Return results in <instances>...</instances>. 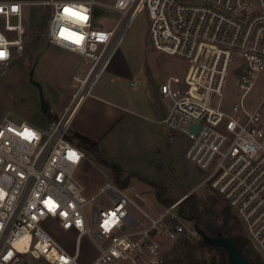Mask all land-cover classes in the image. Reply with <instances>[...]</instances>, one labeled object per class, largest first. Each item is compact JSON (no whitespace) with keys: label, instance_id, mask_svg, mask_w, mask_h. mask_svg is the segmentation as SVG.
Instances as JSON below:
<instances>
[{"label":"built area","instance_id":"built-area-1","mask_svg":"<svg viewBox=\"0 0 264 264\" xmlns=\"http://www.w3.org/2000/svg\"><path fill=\"white\" fill-rule=\"evenodd\" d=\"M52 6L48 42L80 56L73 92L63 111L39 126L12 111L0 122V264H79L41 226L46 218L62 229L88 234L100 253L92 264H160L165 249L199 234L181 208L202 187L215 191L243 228L248 245L264 257V94L248 100L264 71V0H44ZM26 0H0V71L25 44ZM87 17L65 14V8ZM149 14L156 49L187 61L183 76L160 85L172 100L160 120L187 137L186 157L203 172L188 193L162 209L146 210L147 197L113 181L93 193L77 178L86 156L71 133L81 102L92 93L137 13ZM99 12L117 14L98 27ZM16 22H11L12 18ZM5 32H14L9 38ZM69 32L70 34L68 35ZM68 35V36H67ZM71 36V37H69ZM77 40L79 42H77ZM243 62L236 84L240 99L225 107L221 97L231 66ZM53 111V110H52ZM199 124L197 131L192 125ZM90 206V212L87 207ZM21 240V244L17 242Z\"/></svg>","mask_w":264,"mask_h":264},{"label":"rangeland","instance_id":"rangeland-1","mask_svg":"<svg viewBox=\"0 0 264 264\" xmlns=\"http://www.w3.org/2000/svg\"><path fill=\"white\" fill-rule=\"evenodd\" d=\"M26 1L28 4L24 7V50L21 55L15 56L5 70L0 71V122L6 112L12 111L39 126H46L58 115L52 112V108H57L65 100V96L73 92L72 73L80 57L48 42L46 28L52 6L44 3V0ZM116 18L117 14L113 12H99L95 18L96 25L109 28L115 23ZM11 22H16V19L13 17ZM35 24L41 28L36 29ZM0 29L3 30L1 18ZM5 34L9 38L15 35L14 32ZM36 41H39V46L33 51L34 60L31 63L28 53L34 48ZM116 55L127 58L133 66L141 68L143 76L136 84L147 89L149 95L145 100L150 110L155 104L154 97L157 99V107L164 110L171 107L172 100L160 93L157 94L156 89L170 76H183L188 64L177 55L155 48L149 32V14L145 8L135 16L113 58ZM33 66L34 79L41 82L44 96L50 102L48 111L52 114L51 119L41 110L39 88L29 80V72ZM242 70V61L231 66L221 97L225 107L240 99L243 90L236 81ZM263 94L264 71L258 74L246 98L252 100ZM187 144V137L182 133H175L170 140L168 129L157 122L155 117L144 114L131 116L109 134L103 147L94 152L84 149L86 156L76 175L88 193H93L103 182L107 180L114 182L111 169L102 160H117L125 167L122 178L129 177L128 185L122 188L131 194L143 193L147 197V202L142 204V207L146 210L162 209L167 204L156 196L153 183L162 187L165 196L175 200L190 192L203 178V172L185 155ZM216 199L218 205L215 209L213 201ZM186 202L200 205L201 213L208 220H217L221 223L229 218V224L237 222L236 228L232 231L237 243L243 247L252 264H264L263 255L254 246L248 245L237 218L215 191L202 187L191 193L184 201ZM87 211L90 212V206L87 207ZM41 226L69 255L77 253L79 264H92L100 253L86 233L79 235L76 229H62L51 217L41 221ZM193 238L197 240L199 236ZM172 246L165 249V256L160 264H201L199 263L201 258L209 264L215 255L217 264H227V261L220 260L215 249L183 247L170 251ZM32 264L48 263L41 258L32 259Z\"/></svg>","mask_w":264,"mask_h":264},{"label":"crops","instance_id":"crops-1","mask_svg":"<svg viewBox=\"0 0 264 264\" xmlns=\"http://www.w3.org/2000/svg\"><path fill=\"white\" fill-rule=\"evenodd\" d=\"M80 62L81 59H79L72 75L78 69ZM142 76L141 68L133 66L127 58L120 55L112 58L106 70L98 78L92 93L78 107L72 122L71 133H81L99 140L101 148L106 144L109 134L118 125L126 122L128 117L144 114L153 116L157 122H160L170 108L164 110L157 107L156 97L153 98L155 102L153 108L150 110L147 107V100H145L149 95L147 89L138 87L136 84ZM159 88L160 86L156 89L157 94L160 93ZM70 97L71 93H68L65 100L57 108H52V112L60 114ZM117 162L119 163V161ZM119 164L123 169L125 168L121 163Z\"/></svg>","mask_w":264,"mask_h":264},{"label":"trees","instance_id":"trees-1","mask_svg":"<svg viewBox=\"0 0 264 264\" xmlns=\"http://www.w3.org/2000/svg\"><path fill=\"white\" fill-rule=\"evenodd\" d=\"M36 29H40L41 27L37 26V24H35ZM39 41L34 43V48H32V50L28 53V59H30V62L32 63L34 60V55H33V51L35 50V48H37ZM32 56V58H31ZM47 118L51 119L52 118V114L50 111H48L47 113ZM73 136L77 139L78 144L83 147L84 149L88 150V151H96L100 148V141L99 140H95L92 139L86 135H83L81 133H75L73 134ZM102 162L104 164H106L112 172L113 175V179L114 182L120 186V187H126L128 185V181H129V177L126 176L124 178H122V173L124 171L123 167L116 161L113 159H109V160H102ZM153 183V182H152ZM153 185L156 188V196L163 201L165 204L169 205L172 202H174L175 200L171 197H167L164 195V192L162 190V187H160L159 185H156L153 183ZM215 199V198H214ZM213 208L216 209L217 205H218V200H214L213 201ZM228 209V208H227ZM182 212L184 213V215L188 218H192L194 220H196L199 225L208 233L211 235H215L217 234L219 231L222 232V234L224 236H229L232 238V240L240 247V245L237 243L234 235H232V231L236 228L237 222H233L231 224H229V218L225 219L223 222L219 223L217 220H208L204 217L203 213H201L200 211V205L193 203V202H186L183 203L182 208H181ZM224 210V209H223ZM183 247H189L191 249H204V248H211V249H215L216 252L218 253V255L220 256V260L221 261H227V257L226 254L224 252V250L221 247H215V246H211L209 244L204 243L200 238L199 239H195V238H182L179 241L175 242V244L172 246L170 251H175L179 248H183ZM242 250H244L242 247H240ZM193 255V254H192ZM165 256V255H164ZM201 264H206V260L204 258H201L199 260Z\"/></svg>","mask_w":264,"mask_h":264},{"label":"water","instance_id":"water-1","mask_svg":"<svg viewBox=\"0 0 264 264\" xmlns=\"http://www.w3.org/2000/svg\"><path fill=\"white\" fill-rule=\"evenodd\" d=\"M35 66L29 72V80L35 84L40 91V104L43 113H47L50 107V102L45 98L41 82L34 79ZM199 124L191 126V129L197 131ZM194 227L201 237L202 241L217 247H221L226 252L228 261L227 264H252L250 258L229 236H224L221 231L215 235L208 234L195 220ZM216 256H213L209 264H216Z\"/></svg>","mask_w":264,"mask_h":264},{"label":"snow or ice","instance_id":"snow-or-ice-1","mask_svg":"<svg viewBox=\"0 0 264 264\" xmlns=\"http://www.w3.org/2000/svg\"><path fill=\"white\" fill-rule=\"evenodd\" d=\"M64 12H65V14L72 15V16L80 19V20H86L87 19L86 16H84V15H82V14H80V13H78L72 9H69L67 7L64 9ZM77 42H79V41L77 40ZM4 55L5 54L3 52H0V59H2L4 57Z\"/></svg>","mask_w":264,"mask_h":264},{"label":"flooded vegetation","instance_id":"flooded-vegetation-1","mask_svg":"<svg viewBox=\"0 0 264 264\" xmlns=\"http://www.w3.org/2000/svg\"><path fill=\"white\" fill-rule=\"evenodd\" d=\"M199 238L201 239V237L199 236ZM202 240V239H201ZM205 243V242H204ZM207 244V243H206ZM210 245V244H209ZM211 246H213V245H211ZM215 247H217V246H215ZM241 247V246H240ZM243 248V247H242ZM223 249V248H222ZM224 250V249H223ZM244 252H245V250H243ZM225 252V251H224ZM225 254H226V252H225ZM216 256V255H215ZM226 257H227V255H226ZM216 259H217V256H216ZM227 261H228V258H227ZM210 263V262H209ZM216 264H217V261H216Z\"/></svg>","mask_w":264,"mask_h":264},{"label":"bare ground","instance_id":"bare-ground-1","mask_svg":"<svg viewBox=\"0 0 264 264\" xmlns=\"http://www.w3.org/2000/svg\"><path fill=\"white\" fill-rule=\"evenodd\" d=\"M67 33H68V35L70 34L69 32H67ZM68 35H67V36H68ZM70 35H71V34H70ZM69 37H71V36H69ZM21 242H22V241L19 240V241L17 242V244H21Z\"/></svg>","mask_w":264,"mask_h":264}]
</instances>
